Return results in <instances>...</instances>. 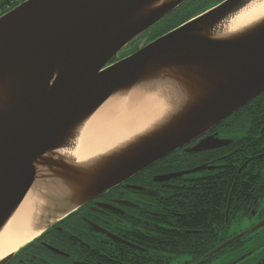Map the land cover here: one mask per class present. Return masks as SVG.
I'll use <instances>...</instances> for the list:
<instances>
[{
	"label": "water",
	"instance_id": "obj_1",
	"mask_svg": "<svg viewBox=\"0 0 264 264\" xmlns=\"http://www.w3.org/2000/svg\"><path fill=\"white\" fill-rule=\"evenodd\" d=\"M157 1L27 0L0 17V81L16 80L8 108L0 111V228L32 188L37 160L56 149L69 131L117 90L152 69L199 65L213 76L210 93L187 108L169 132L146 141L116 166L99 171L64 202L54 224L264 93V25L234 40L197 35L199 26L214 28L255 0H224L154 41H142L137 51L121 58L120 52L188 0L144 13ZM207 148L205 141L198 150ZM74 174L84 176L79 171ZM262 226L264 222L255 230ZM46 230L0 264H8Z\"/></svg>",
	"mask_w": 264,
	"mask_h": 264
},
{
	"label": "flooded vegetation",
	"instance_id": "obj_2",
	"mask_svg": "<svg viewBox=\"0 0 264 264\" xmlns=\"http://www.w3.org/2000/svg\"><path fill=\"white\" fill-rule=\"evenodd\" d=\"M205 141L209 148L198 150ZM224 186L230 198L227 215L234 209L244 218L230 225L231 237L215 247L209 259L193 264H264V226L255 230L264 222V93L168 157L82 205L68 220L51 225L8 264H143L145 222H154L158 230L160 216L185 215L194 198L209 189L219 199L220 213ZM214 229L222 230V222Z\"/></svg>",
	"mask_w": 264,
	"mask_h": 264
},
{
	"label": "bare ground",
	"instance_id": "obj_3",
	"mask_svg": "<svg viewBox=\"0 0 264 264\" xmlns=\"http://www.w3.org/2000/svg\"><path fill=\"white\" fill-rule=\"evenodd\" d=\"M175 1L159 0L144 13ZM263 25L264 0H255L214 28L199 26L197 35L234 40L255 33ZM200 67L152 69L117 90L69 131L56 149L37 160L32 188L0 228V262L54 224L64 202L77 195L99 171L116 166L146 141L169 132L187 108L202 102L210 93L213 76ZM15 83L11 78L0 81V111L8 108ZM75 171L84 176L75 177Z\"/></svg>",
	"mask_w": 264,
	"mask_h": 264
},
{
	"label": "trees",
	"instance_id": "obj_4",
	"mask_svg": "<svg viewBox=\"0 0 264 264\" xmlns=\"http://www.w3.org/2000/svg\"><path fill=\"white\" fill-rule=\"evenodd\" d=\"M223 1L188 0L161 20L149 32L137 39V43L133 48L124 53L121 58L137 51L142 41L152 42ZM24 2L25 0H0V17ZM211 191L209 189L206 195L194 198L190 209L185 215L180 217H174L170 214L160 216L158 230L155 229L154 222L144 223L142 246L145 251L141 253L144 258L143 264H171L183 256L188 257L190 261L182 264H193L202 259H209L208 254L231 237L230 225L234 221L237 222L240 219L242 221L244 216L233 213L234 209H231L230 214L227 215L230 198L228 197L229 189L226 186H224L223 210L217 213L219 199L216 198L215 192ZM231 203H234V198L231 199ZM145 218L152 220L151 216H145ZM219 221L222 222L223 229L215 230L214 227ZM237 242L238 240L233 244L235 245ZM28 248L21 251L17 257L22 255Z\"/></svg>",
	"mask_w": 264,
	"mask_h": 264
},
{
	"label": "rangeland",
	"instance_id": "obj_5",
	"mask_svg": "<svg viewBox=\"0 0 264 264\" xmlns=\"http://www.w3.org/2000/svg\"><path fill=\"white\" fill-rule=\"evenodd\" d=\"M25 1H27V0H25ZM137 42L136 41H134V43H131L128 47H126L122 52H120V54H119V56H122L124 53H126V52H129L132 48H133V46L136 44ZM142 45V44H141ZM185 261H188V258H186V257H181L180 259H178L176 262L177 263H180V262H185Z\"/></svg>",
	"mask_w": 264,
	"mask_h": 264
}]
</instances>
